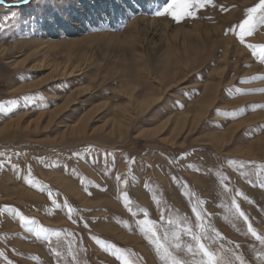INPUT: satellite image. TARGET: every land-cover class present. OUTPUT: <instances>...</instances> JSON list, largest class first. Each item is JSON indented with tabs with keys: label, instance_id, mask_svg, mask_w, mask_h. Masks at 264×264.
I'll return each mask as SVG.
<instances>
[{
	"label": "rangeland",
	"instance_id": "obj_1",
	"mask_svg": "<svg viewBox=\"0 0 264 264\" xmlns=\"http://www.w3.org/2000/svg\"><path fill=\"white\" fill-rule=\"evenodd\" d=\"M170 2L0 4V264H165L125 192L173 255L199 264L195 242L181 232L176 249L173 238L189 224L199 234L185 189L206 201L203 242L218 264H264V244L248 232L251 224L264 237V92L251 91L264 89V64L228 33L259 0H214L180 23L155 15ZM246 43L264 44V26ZM54 65L75 74L61 77ZM29 167L37 187L24 180ZM39 185L83 219L73 223ZM7 208L47 232L36 236Z\"/></svg>",
	"mask_w": 264,
	"mask_h": 264
},
{
	"label": "snow or ice",
	"instance_id": "obj_2",
	"mask_svg": "<svg viewBox=\"0 0 264 264\" xmlns=\"http://www.w3.org/2000/svg\"><path fill=\"white\" fill-rule=\"evenodd\" d=\"M28 2L29 0H17V6L21 4H26ZM0 3H4V0H0ZM207 6L215 7L216 5L214 4V0H171V2L164 6L162 9H158L155 12V15L157 17L169 16L176 23H180L185 19H196L198 12ZM221 10H223V8ZM258 26H264V0H259V3L257 5L249 7L245 12V18H243L239 23L230 26L228 29V33L235 35L238 39V42L250 49L251 55L258 59L261 64H264V44L257 45L246 43V37L251 36L256 31ZM256 79H264V77H256ZM248 82L249 81L247 80L239 81V83ZM235 91L240 93L245 92L244 89L240 88H236ZM251 91L264 92V89H254ZM224 115L229 114L225 113ZM230 163L236 165L238 162L232 160L230 161ZM239 166L242 168L244 165L243 163H240ZM0 167H3V164H0ZM13 167L16 169V171H20L18 166L14 165ZM28 173V176L24 177L25 182L29 186L37 187V182L31 178L32 174L30 167L28 169ZM217 177L221 185H223L226 190H230L228 189V177L221 175L220 173H217ZM116 179L119 180L120 177L117 176ZM261 186L264 187V183H262ZM39 190L41 192L47 190L48 195L51 198V204L54 206V208L65 211L68 218L71 219L73 223H76L78 220L83 219L79 215L80 210L74 207L69 201L65 199L62 203H60L56 198H52V191L50 189H47L46 185H39ZM183 195L187 197L189 203L191 204L190 211L195 217L196 227L199 229V234L193 231L192 225L190 224L182 226L180 231H177L173 234L174 240L177 241L175 243V248H180V243L178 241L180 240L181 232H184L191 238L192 241L195 242L196 251L201 256L199 264H218L215 254L203 242L205 237L211 239V236L208 235V229L205 227L204 224L205 218L211 215L210 213L205 211L204 207H202V205L206 204V201L202 199H196L195 202H193V194L187 189H185ZM236 196H244V199L248 200V197L242 192H237ZM153 199L155 200V197H153ZM122 200L124 202V207L128 210V212L132 214L133 217L139 216L141 214L144 216V219L136 220V226L139 229L140 233L147 237V239L153 245H155L156 251L158 254H160L161 260H163L165 264H185L183 260L178 259L175 255H173V251L170 250L169 247L165 246V244L161 242V237L157 231V221L149 218L148 209L133 208L132 202L126 192L123 193ZM232 205L234 207L235 213L239 217L243 218L245 222H247L248 217L243 211H241L240 205L237 203L235 198H233L232 200ZM7 210L11 211L14 216L18 217L20 224L24 226L28 231L35 232L36 236L39 237L42 233L47 232L46 229L38 227L34 219L25 216L19 209L7 208ZM160 215L162 220L167 219L164 216L163 211L160 212ZM83 223L84 227L88 228V223L86 221H84ZM167 223L171 224L173 223V221L171 219H167ZM124 226L129 227L126 221L124 222ZM211 231L214 232L216 236H220L222 240L224 239V237L221 236V234L216 231V229L213 228ZM248 232L257 240H259L262 244H264V237L258 235L251 224H248ZM56 234L59 235V233ZM167 235L168 234L165 232L164 236L167 237ZM46 238L47 237L45 236V239ZM93 239H96L97 244L103 245L106 250L108 249L109 246L105 242L95 237H93ZM237 247H239V245H237ZM188 252H193V247L191 245L188 247ZM112 254L114 256L121 255L122 250L113 246ZM0 255H3V253H0ZM125 264H128V262L125 261ZM240 264H244L243 260L240 261Z\"/></svg>",
	"mask_w": 264,
	"mask_h": 264
},
{
	"label": "bare ground",
	"instance_id": "obj_3",
	"mask_svg": "<svg viewBox=\"0 0 264 264\" xmlns=\"http://www.w3.org/2000/svg\"><path fill=\"white\" fill-rule=\"evenodd\" d=\"M113 41V40H112ZM110 43V42H109ZM108 45V44H107ZM38 63V62H37ZM45 62H39L37 65H36V67H38L39 69H41V68H43V67H46L45 66ZM51 69L53 70V72L55 73V74H59V76H61V77H65V75L66 76H72V75H74L75 74V68H70V67H68V65H64L63 67H59L58 65H54L53 67H51ZM54 74V76H56ZM50 75H52L51 73H50ZM53 75L51 76V78L52 77H54ZM49 77V76H48ZM57 77V76H56ZM55 77V78H56ZM36 84H32L31 85V87L32 86H35Z\"/></svg>",
	"mask_w": 264,
	"mask_h": 264
},
{
	"label": "water",
	"instance_id": "obj_4",
	"mask_svg": "<svg viewBox=\"0 0 264 264\" xmlns=\"http://www.w3.org/2000/svg\"><path fill=\"white\" fill-rule=\"evenodd\" d=\"M31 0H29V2H30ZM28 2V3H29ZM1 5H4V6H6V7H8V6H17V2H6V1H4V3H0ZM27 4V3H26ZM22 5H25V4H21V5H19V6H22Z\"/></svg>",
	"mask_w": 264,
	"mask_h": 264
}]
</instances>
